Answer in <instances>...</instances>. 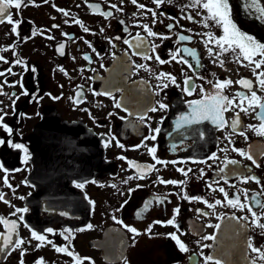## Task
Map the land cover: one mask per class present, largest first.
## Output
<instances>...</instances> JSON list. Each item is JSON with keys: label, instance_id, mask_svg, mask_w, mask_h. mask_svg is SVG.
<instances>
[{"label": "flooded vegetation", "instance_id": "obj_1", "mask_svg": "<svg viewBox=\"0 0 264 264\" xmlns=\"http://www.w3.org/2000/svg\"><path fill=\"white\" fill-rule=\"evenodd\" d=\"M229 2L237 26L264 43V21L257 19L255 7L256 4L264 7V0ZM138 3L157 11L158 21L163 23L153 26L151 13L138 10L131 0H49L48 3L35 0V5L29 3L21 9L10 7L13 20L20 23L0 24V49H7L0 51V56L9 61L7 64L0 61V71L11 66L16 75L6 77L8 84L21 81L29 95H21L19 84L15 87L5 85L4 94L0 95V114L7 113L4 123L12 129L9 136L0 127V139L5 141L0 146V193L9 202L0 201V216L17 220L13 240L23 238L27 241L29 229L35 230L57 246L70 244V250L81 258H91L94 264H125V260L127 264H204V257L208 255L221 259L222 264H251V258L257 254L247 249L248 238L254 246L264 248L262 230L253 225L247 210L253 195L264 201V136L257 134L262 123L256 115L259 109L244 113L234 108L223 113L227 122L223 128L211 120L179 125L183 123L182 116L191 114L188 102L214 94L216 81H233L224 91L230 98L246 91L235 83L241 78L252 80L253 90L262 99L264 92L256 86L251 68L234 62L230 53L220 57L225 61L223 66L219 60L213 62L215 57L208 55L203 33L211 31L219 36L220 29L214 24L205 29L202 24L180 19L172 31L167 29V24L175 23L168 17L179 19L191 14L195 20L201 19L196 16L197 9L184 7L190 0L165 2L158 9L152 0H138ZM113 4L122 11L112 8ZM57 9H64L69 15L64 16ZM109 11L113 14L111 17L100 15ZM75 20H80L89 31L84 32ZM54 24L59 27L53 28ZM137 24H149L154 32L169 39L147 37L142 27L135 26ZM13 26H17L19 35L11 32ZM137 33L145 39L141 48H135V42L133 47L123 42L125 39L131 41ZM178 35H189L192 40L177 44ZM49 36L53 39H48ZM153 44L159 45L155 53L151 51ZM60 45H64L63 55ZM177 47L195 49L199 66L191 57L186 59L193 68L172 61L169 51L174 52ZM217 50L214 47V51ZM134 52L153 57L158 54L171 62L160 64L154 58L145 59ZM85 56L90 60H85ZM17 59L23 63L16 65ZM26 67L35 71L25 70ZM161 72L175 76L180 87L166 79L158 80L156 77ZM187 77L196 85L192 95L182 91ZM4 79L0 77V83ZM163 83H169V87L160 91ZM157 92L160 94L156 95ZM12 93L20 97L14 107ZM78 93L83 94L82 103L75 102ZM116 101L121 102V108L115 107ZM157 101L165 103L167 108L149 112V108L158 107ZM247 103L245 101V107ZM236 112H240V123L233 130ZM144 114L145 122L141 123L138 117ZM157 127L161 131L155 134L156 139L145 141L144 137L154 134L151 129ZM9 140L27 149V160L25 152L11 147ZM106 141H109L107 146ZM117 141L124 147H118ZM142 141L147 147L135 148ZM148 147H155L156 158L169 163L166 166L156 164ZM233 148L243 150L246 155L241 156ZM247 155H252L260 167L248 160ZM213 156L215 158L210 159ZM229 160L237 163L228 164ZM129 161L142 167L144 178H139L141 169L129 167ZM148 165L155 167H145ZM177 169L191 171L185 176ZM5 176L11 188L4 183ZM130 176L134 178L129 180ZM248 176H255L260 183L243 182V177ZM161 179L183 183L162 184ZM78 183L84 186L77 188ZM221 187L229 194L228 198L239 196L245 208L228 205L224 193L219 191ZM216 200L222 203L215 208L204 203L214 204ZM148 202L151 204L145 210ZM177 207L180 209L176 215L178 231L172 225L154 223L171 219ZM16 208L28 211L11 215ZM253 210L260 213L255 207ZM138 211L143 215L138 217ZM20 215L23 221L18 219ZM233 216L248 219H232ZM259 223H264V215ZM89 224L93 226L91 229L87 228ZM216 224L220 225L219 229L214 227ZM124 225L140 232L135 242ZM150 225L152 232L148 233ZM48 228L53 229L54 234L47 233ZM0 232H7L3 224H0ZM61 233H70V240L66 241ZM169 233H175L188 251H181L167 235ZM211 235L216 239H202ZM36 243L32 240L24 245V264H34L41 257L44 264H74L71 257L57 253L51 245L36 249ZM20 251H0V264H20ZM84 264L90 262L85 260ZM257 264L264 262L257 261Z\"/></svg>", "mask_w": 264, "mask_h": 264}, {"label": "snow or ice", "instance_id": "obj_2", "mask_svg": "<svg viewBox=\"0 0 264 264\" xmlns=\"http://www.w3.org/2000/svg\"><path fill=\"white\" fill-rule=\"evenodd\" d=\"M49 0H44V3H48ZM123 2V0H121ZM153 4L156 6V8H160L161 5H163L165 2L171 4L173 0H152ZM33 4L35 5V0H0V24L8 23L9 25H19L20 21L13 20L12 14L9 12L10 7H15L16 9H21L22 6H27V4ZM131 3L136 6L138 10H142L143 12L151 13L152 17V25L154 26L157 22L163 23L162 20L158 21V14L157 11L146 8V5L142 3H138V0H131ZM55 7V5H53ZM98 7V6H96ZM112 8H116L117 11H122L121 8H118L117 5L113 4L111 5ZM184 7H190L192 9H197L196 16H201L200 20H195L193 15L191 14H185L182 15L179 19L176 17H168V19L175 21V23H169L166 25L167 29L169 31H172V29L179 25L180 19H186L188 21H191L193 23H199L202 24V26L205 29H209L212 24H214L217 28L220 29L221 34L219 36L214 35L211 31H207L203 33V36L206 37V39L203 40L204 46L207 49L208 55L210 57H215L213 62L215 63L216 60H219V63L221 66L225 63L223 59H220L225 53H230L234 59V62L237 64H240L241 66L250 67L251 71L255 77L256 86L258 87L259 91L264 92V70H261L264 68V43L260 42L256 37H254L251 34H248L246 32H243L235 23L233 19V11L232 7L230 5L229 0H190V4L185 5ZM256 12L258 13L257 19L264 21V7H260L258 4L255 5ZM57 11H60L63 13L64 16H68L69 13L65 11L64 9H57ZM203 13V14H202ZM100 15L104 16L105 18L111 17L113 14L112 12H102ZM135 15V14H134ZM67 23V21H65ZM75 23L80 25L83 28L84 32H88L89 29L87 27H84L82 22L80 20H75ZM121 24L124 23V21H120ZM137 27H142L143 31L147 34V37H158L162 40L169 39L168 36H164L162 34H158L152 30V27L149 26V24H143V25H135ZM53 28L59 27L58 25H52ZM182 27V26H181ZM126 32L128 31V28L125 27L124 29ZM101 32L104 31L103 28L100 29ZM189 32H191V29H188ZM11 32L19 35L17 31V26H13L11 28ZM63 35H67V33H64ZM197 35H200V33H197ZM48 39H53V37L49 36ZM115 39L119 40L120 37H115ZM192 37L189 35H178V39L176 41L177 44L183 41H191ZM126 45H129V47H133V42H135L134 47L139 49L141 48L144 43L145 39L140 35V33H137L135 36L132 37V40L125 39L123 41ZM85 43H88L85 41ZM209 45H214L217 51H214V47H210ZM89 47L91 48L92 45L89 44ZM159 47V45L153 44L151 46V51L153 53L156 52V49ZM63 48L64 45H60L59 51L61 55H63ZM0 51H7V49H0ZM93 51L95 49L93 48ZM134 55H142L145 59H155L160 64L170 63L171 61H165L160 58V56L157 54L154 57L148 55L147 53L142 52H134ZM99 55V53H97ZM169 55L171 57L172 61H176L178 64L183 63L188 65L189 68H193V64L189 63V60L186 59V57H191L195 60L196 66L198 67L200 62L197 57V52L195 49L184 47L180 48L177 47L176 50L169 51ZM179 57V59H177ZM85 60H90L89 56L84 57ZM0 61H3L4 63H9L8 60H6L3 56H0ZM246 62V64H245ZM23 62L20 59H17L15 61L16 65H20ZM137 67H145L144 65H137ZM25 70H31L35 71L34 68L28 69L27 67ZM61 72H64L63 68H60ZM8 75H16V73L13 72L12 67H8L4 71H0V77H5L3 83H0V95L3 93V88L5 85L15 87L17 84L22 89L21 95L27 96L29 93L26 89H24V85L21 81L13 82L11 85L8 84L7 76ZM67 75V73H65ZM158 80L160 79H166L171 84H175L177 87H180L179 84L176 83V77L171 75L170 73H159L156 77ZM203 79V78H201ZM211 83V81H209ZM233 81L229 80H223V81H216L213 84V88L215 89L214 94H206L202 95V98L199 100H193L189 101V107L191 108V114L189 116H182L181 121L183 122L179 126H184L185 124H198L201 123L204 120H211L213 123L217 124L218 127H225L227 122L224 119L223 113L228 112L234 108H239L240 112L248 113L249 110L256 111V109H259L258 112H256L257 117L262 121L260 124L259 131L257 132L258 135L264 136V99H262L261 96L257 94L256 90H253V81L249 80L247 78H241L240 80L236 81L235 83L241 85L243 89L246 91L243 92H237L235 96L229 97L224 94L225 89L231 85ZM183 88L182 91L186 93L187 95H192L193 92L196 89V85L192 82L191 77H187L183 81ZM62 87V86H61ZM169 87V83H163L160 86V91H163L164 89ZM200 91L203 93L204 89L201 87ZM95 95H111V93H94ZM160 93L157 92L156 95H159ZM12 96L15 97L13 100V107L15 106L16 100H18L20 97L17 96L15 93H12ZM53 99H60V97H53ZM114 99V98H113ZM237 99L239 100V103H237ZM245 101H247V107L244 106ZM76 103H82L83 102V94L78 93L76 98ZM158 107H151L148 109L149 112H156L158 110H164L167 108V105L161 101H157ZM116 108H121V102L116 101L115 102ZM87 111V109H84ZM127 110V109H125ZM0 112H2V109H0ZM240 112H236L235 118L232 121V128L235 130L239 127V116ZM7 115L6 112H3V114H0V127L3 128L5 132L9 134V136L12 134V129L4 123L5 116ZM23 115V114H21ZM111 115V113L109 114ZM129 115H133V113L129 112ZM146 114L140 115L138 117L139 121L141 123L145 122ZM251 127V126H250ZM161 131L159 127L155 129H151V132L154 133L150 136L144 137V140H155L156 135ZM241 136H245L244 132H240ZM245 138H247L245 136ZM113 139H115L113 137ZM5 143L3 139H0V146H2ZM8 143L11 147L19 150H23L26 154L25 159L27 160V149L24 148L21 144H13L9 140ZM109 141L105 142V146ZM117 146L120 148H123L124 145L120 144L118 141L116 142ZM229 143H231V140H229ZM140 147H147L146 144L142 141L141 145L135 146V148ZM148 152L153 156V159L155 160L156 164H164L167 165V161H162L156 158L155 153L157 149L155 147H148ZM233 151L239 152L241 156H245V152L240 149L233 148ZM224 151V149H222ZM215 158V156L210 157V159ZM120 159H126L125 157H120ZM247 159L252 161L253 164H255L257 167H260L259 164H257L256 160L253 159L252 155H247ZM175 163V162H172ZM228 164H236L237 162L234 160L227 161ZM2 167V165H0ZM129 167H135L137 169H141V175L139 178H144L143 176V170L142 167L139 164H136L134 161H129ZM149 169L154 168L155 165H148L145 166ZM178 171L182 172L183 175L187 176L188 172L191 171V169H188V171H184V169H177ZM202 171V170H201ZM221 171H224V169H221ZM134 177H128L129 180L133 179ZM249 180H254L256 183H260V181L255 176H248L243 177V182L247 183ZM127 182V181H125ZM4 183L11 188V184L8 183L7 176L4 177ZM160 183L162 184H181L183 181H174V180H160ZM84 185L81 183L76 184L77 188H82ZM115 187V185H112ZM139 187V185H138ZM209 188L212 187L211 184L208 185ZM215 190V189H213ZM131 191V190H130ZM221 193H224V197L227 200L228 205H230L233 208L240 207L241 209L245 208V205L240 202L239 196H236L235 198H228V193L225 192L224 188L221 187L219 189ZM246 198L247 194H245ZM184 199H189V197L184 196ZM20 199H24V197H20ZM191 199H200L199 197H192ZM251 200V203L247 206L248 212L251 213L252 216V223L253 225L259 227L262 232L261 234L264 235V223H259L261 216L264 215V201L257 200L256 196L253 195L249 198ZM0 201H4L6 204L9 203L6 199L3 193H0ZM204 203L208 204L209 208H215L216 205H220L222 203L221 200H216L214 204L208 203L207 201H204ZM151 202H148L145 204L144 209L147 210ZM253 207L260 210V213L258 214L257 211L253 210ZM27 208H16L11 215L16 216L18 213L27 212ZM198 213H200V210H196ZM180 212L179 207L174 209L175 215L169 219L166 222L163 221H155L154 223L161 224L163 226L172 225L177 228V231L179 230V226L176 224V215H178ZM207 215V213H204ZM143 215L142 211L137 212V216L140 217ZM20 221L24 220L23 215H20L18 217ZM113 219L116 220V217L113 216ZM232 219L237 220H247L248 217H235L233 216ZM117 223H123L122 221H118ZM0 224H3L5 228L7 229V232H0V241H2V246H0V251H5L8 249H11V251H15L17 249H20V264H24L23 257L25 255V244H30L32 240H35L37 243L35 245L36 249L41 248L45 244L51 245L52 248L57 253L66 254L67 256L71 257L74 261V264H84V261L87 260L90 262V264H94V261H91V258L85 257L81 258L76 254L74 251L70 250L71 245H65V246H57L53 243L52 240L47 239L46 235L37 233L35 230L30 231V239L24 240L23 238H17L13 240V234L16 232L17 228V220H8L4 218L3 216H0ZM24 227H28L27 225H24ZM93 226L91 224L87 225L88 229H91ZM209 227H213V225H209ZM216 229L220 228L219 224H216L214 226ZM124 228L128 233L132 234L133 242H135V238L140 235V232L135 227L124 225ZM84 229H81L83 231ZM67 231V230H66ZM148 233L152 232V226L150 225L148 229L146 230ZM47 233H53V229L48 228L46 229ZM54 234V233H53ZM61 235H64V238L66 241L70 240L71 234L65 235L64 233H61ZM173 241L176 242V244L179 246V249L181 251H188L187 247L179 240L177 235L175 233H169L167 234ZM204 240H215L216 236H205L202 237ZM199 243V242H198ZM203 247H208V245H203ZM247 249H250L252 253L257 254L256 257L251 258V264H257V261L264 262V248L254 246L252 243V239L248 238L247 240ZM10 254V253H8ZM34 264H44V258H38ZM125 264H127V261L125 260ZM204 264H222V260L213 256L208 255L204 257Z\"/></svg>", "mask_w": 264, "mask_h": 264}, {"label": "water", "instance_id": "obj_3", "mask_svg": "<svg viewBox=\"0 0 264 264\" xmlns=\"http://www.w3.org/2000/svg\"><path fill=\"white\" fill-rule=\"evenodd\" d=\"M219 237V236H218Z\"/></svg>", "mask_w": 264, "mask_h": 264}]
</instances>
